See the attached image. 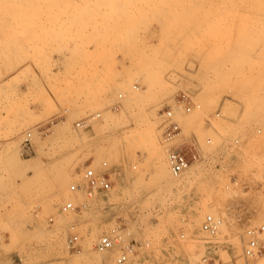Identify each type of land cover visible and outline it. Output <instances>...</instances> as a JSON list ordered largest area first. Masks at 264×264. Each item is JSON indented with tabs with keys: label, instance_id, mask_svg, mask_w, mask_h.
I'll return each mask as SVG.
<instances>
[{
	"label": "rangeland",
	"instance_id": "obj_1",
	"mask_svg": "<svg viewBox=\"0 0 264 264\" xmlns=\"http://www.w3.org/2000/svg\"><path fill=\"white\" fill-rule=\"evenodd\" d=\"M20 1L9 13L0 1V264H116L118 251L95 248L116 225L136 243L127 264H264V253H243L245 230L264 225V0ZM35 71L47 85L38 96L67 120L33 119L19 81ZM181 90L202 104L186 136L214 134L205 119L220 109L215 127L243 142L220 166L200 163L177 179L156 112ZM104 162L111 190H69L85 184L86 164ZM69 200L87 208L64 213ZM208 213L224 218L216 237L201 228ZM72 225L79 252L67 246Z\"/></svg>",
	"mask_w": 264,
	"mask_h": 264
},
{
	"label": "built area",
	"instance_id": "obj_2",
	"mask_svg": "<svg viewBox=\"0 0 264 264\" xmlns=\"http://www.w3.org/2000/svg\"><path fill=\"white\" fill-rule=\"evenodd\" d=\"M122 97V95H119ZM115 109H119L120 105H114ZM202 109V104L197 102L194 95L187 91H178L171 103H164L157 109L156 116L159 122L161 138L166 145V160L171 175L180 179L191 173L194 166L200 163H215L220 166L226 154L235 156L242 147L243 138L241 135L232 137L223 135L213 123V120L223 119L224 115L221 110H216L212 115L205 119L206 130H212L211 134L204 136L203 142L195 134L185 135L186 117ZM96 116H100L97 113ZM96 116H92L95 118ZM89 122V118L78 122V126H83ZM37 131L45 134L48 131L47 126L38 127ZM258 134L262 132L257 129ZM31 133L27 134L24 143H30ZM105 167L98 171L92 167L91 163L86 164L82 171V180L84 185L72 183L69 186L71 192H78L80 189L87 197H93L97 194L105 193L112 188V180L109 170H106L107 162L103 163ZM231 184L240 185V178L237 174H230ZM87 208L86 202L75 203L73 200L65 202L62 211L80 212ZM234 219L240 220L239 216H232ZM250 219V218H248ZM223 216L216 213H208L204 216L201 228L210 237H216L223 224ZM70 235L67 239V246L73 251H80L82 245L80 243V235L75 231V225L70 227ZM264 233V225L250 226L245 230L246 241L244 242L243 253L247 259H254L264 253V240L261 236ZM182 237L184 235H181ZM135 244H127L123 237L122 228L116 225L105 231L96 242L95 248L100 253L118 251L116 264H127L131 259V254L135 251Z\"/></svg>",
	"mask_w": 264,
	"mask_h": 264
},
{
	"label": "crops",
	"instance_id": "obj_3",
	"mask_svg": "<svg viewBox=\"0 0 264 264\" xmlns=\"http://www.w3.org/2000/svg\"><path fill=\"white\" fill-rule=\"evenodd\" d=\"M36 75H29L28 78L31 77H36V80L31 82L29 79L26 81H22L20 80V89L24 92H32L33 98H31L30 100V106L29 108L33 111V119H35V121L37 123H42L44 122V120L48 121L50 119H54L56 118H60V120L65 121L68 118V114H63L62 116H57L58 112L61 111V107L58 105V103L56 104L55 102V107H46L44 105L45 100H47L48 98L46 97V95L43 93L41 96H38V91L41 88V85H43V88L47 89V85L44 82V80H42L43 75L40 71H35ZM6 79V78H4ZM20 79V78H19ZM3 81V78L0 75V85ZM49 94V93H48ZM36 95V99L34 100ZM81 108H85V105H79V107L77 108L78 110ZM0 116H4V113H0ZM48 119V120H47ZM86 125V124H85Z\"/></svg>",
	"mask_w": 264,
	"mask_h": 264
},
{
	"label": "bare ground",
	"instance_id": "obj_4",
	"mask_svg": "<svg viewBox=\"0 0 264 264\" xmlns=\"http://www.w3.org/2000/svg\"><path fill=\"white\" fill-rule=\"evenodd\" d=\"M0 1L2 2V6L6 7L5 10H4V12L6 11L7 13H9V11L7 10V7H12V6L15 7V5H16V3H17V2H16V3H11V2H10L11 0H10V1H9V0H0ZM14 1H15V0H14ZM18 1H20V0H18ZM23 1L25 2V0H23ZM23 1H22V2L20 1V2L23 4ZM29 1H30V0H29ZM38 1H39V0H38ZM59 1H60V0H59ZM42 2H44V0H43ZM53 2H56V0H55V1H52V3H53ZM70 2H71V1H70ZM21 3H20V4H21ZM25 3H26V2H25ZM46 3H47V2H46ZM12 4H13V5H12ZM14 4H15V5H14ZM17 4H18V3H17ZM39 4H40V3H39ZM41 5H43V4H41ZM41 5H39V6H41ZM58 5H59V4H58ZM63 5H65V4H63ZM66 5H67V4H66ZM37 6H38V5H37ZM53 6H54V5H53ZM55 6H57V4H55ZM4 7H3V8H4ZM18 7H20V5H19ZM18 7H17V8H18ZM51 7H52V6H51ZM0 8H1V10L3 9V8L1 7V3H0ZM41 8H42V6H41ZM46 8H47V6H46ZM12 9H13V7H12ZM15 9H16V8H15ZM31 9L34 10L33 8H31ZM36 9H38V8L36 7ZM36 9H35V10H36ZM49 9H50V8H49ZM10 10H11V9H10ZM17 10H18V9H17ZM35 10H34V11H35ZM40 10H41V9H40ZM40 10H39V11H40ZM58 10H59V9H58ZM19 11H20V12H19ZM19 11H17V12H19V14H18V13H13L12 15L10 14L9 16H10L11 18H13V19H14V17L16 18L17 16H19V17L22 16V14H20V13H22V9H21V10L19 9ZM30 11H31V10H30ZM41 11H42V10H41ZM4 12H2V14H3ZM14 12H15V11H14ZM23 12H25V11H23ZM31 12H32V11H31ZM49 12H50V11H49ZM39 13H40V12H39ZM39 13H38V14H39ZM4 14H5V13H4ZM14 14H16V15L18 14V15H17V16H16V15L14 16ZM25 14H26V12L24 13V15H25ZM27 14H28V13H27ZM24 15H23V17H24ZM29 15H30V14H28V16L26 15L25 18H26V17L29 18ZM32 15H33V14H32ZM34 15H36V14L34 13ZM39 15H40V14H39ZM12 16H13V17H12ZM47 16H48V15H47ZM0 17H1V15H0ZM3 17H4V16H3ZM3 17H2V18H3ZM32 17H33V16H32ZM7 18H9V17H7ZM21 18H22V17H20V19H21ZM27 18H26V19H27ZM49 18H50V17H49ZM57 18H58V17H57ZM20 19H19V20H20ZM23 19H24V18H22V21H23ZM26 19H25V20H26ZM35 19H36V18H35ZM38 19H39V18H38ZM2 20H3V19H2ZM9 20H10V19H9ZM15 20H16V19H15ZM27 20H29V19H27ZM30 20H31V19H30ZM0 21H1V20H0ZM6 21H7V20H6ZM20 21H21V20H20ZM40 21H41V20H40ZM74 21H76V20H74ZM1 22H2V21H1ZM14 22H15V21H14ZM48 22H51V20H50V21L48 20ZM52 22H53V21H52ZM2 23H4V22H2ZM2 23H1V24H2ZM24 23H25V22H24ZM4 24H5V23H4ZM7 24H8V23H7ZM9 24H10V23H9ZM9 24H8V25H9ZM2 25H3V24H2ZM19 25H20V24H19ZM44 25H45V24H44ZM15 26H16V25H15ZM41 26H42V25H40V27H41ZM38 27H39V26H38ZM2 28H3V27H2ZM11 28H13V27H11ZM4 30H5V29L2 30L3 33H4ZM8 30H9V28H8ZM6 31H7V30H6ZM6 31H5V32H6ZM12 31H13V30H12ZM8 32H9V31H8ZM8 32H7V33H8ZM4 34H5V33H4ZM9 35H10V34H9ZM6 37H7V34H6ZM8 38H9V37H8ZM256 131H257V130H256ZM145 133H146L147 135H151V134H154V130H153V128L150 126V127H148V128L145 130ZM187 176H188V175H187ZM184 177H185V176H184ZM184 177H183V178H184ZM56 239H57V241H59L58 238H56ZM238 248H239V246H238ZM239 250H240V249H238V252H239V254H240V251H239ZM237 255H238V254H237ZM235 257H236V256H235Z\"/></svg>",
	"mask_w": 264,
	"mask_h": 264
}]
</instances>
